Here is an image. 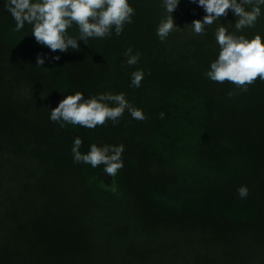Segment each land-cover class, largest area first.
Segmentation results:
<instances>
[{"label":"trees","instance_id":"obj_1","mask_svg":"<svg viewBox=\"0 0 264 264\" xmlns=\"http://www.w3.org/2000/svg\"><path fill=\"white\" fill-rule=\"evenodd\" d=\"M130 3L136 15L120 36L50 53L29 25L14 31L0 0V264H264V81L242 92L205 76L216 25L194 35L187 24L204 13L190 0L164 42L160 0ZM220 20L235 30L231 12ZM255 33L264 35V16L244 30ZM129 47L140 53L133 66ZM45 52L60 60L39 67ZM74 91L123 92L145 119L125 111L116 124L61 128L50 109ZM76 136L81 152L124 144L123 168L110 177L74 163Z\"/></svg>","mask_w":264,"mask_h":264},{"label":"clouds","instance_id":"obj_2","mask_svg":"<svg viewBox=\"0 0 264 264\" xmlns=\"http://www.w3.org/2000/svg\"><path fill=\"white\" fill-rule=\"evenodd\" d=\"M203 10L202 19H194L190 24L194 35L204 36L212 25L214 29L217 53L210 61L205 76L218 83L231 82L240 91L258 78L264 81V35L244 34L246 28L255 27L264 16V0H190ZM163 8L155 29L161 42L177 28L173 12L180 0H160ZM4 8L15 21L14 31L21 32L25 25L31 28V36L38 45L46 47L50 53H67L69 49L80 50L82 41L104 39L113 33L120 36L126 24L133 23L136 9L130 0H4ZM231 12L234 18V31L225 27L220 18ZM75 26L76 35H70L69 29ZM124 65L133 66L139 62L140 53H133L131 47L124 52ZM60 55L38 53L35 64L42 67L46 61H59ZM144 70L136 69L131 73L130 86L139 88L144 78ZM235 93L229 92L231 97ZM125 111L136 120L145 119L143 110L133 107L125 93L98 92L85 96L81 91L63 95L54 108L50 109L49 120L61 128L70 124L88 129L103 126L107 121L119 122ZM161 113L160 117L163 118ZM81 137L73 139L71 153L74 163H83L97 168L103 165V173L110 177L117 175L123 168L124 144L91 143L87 152H81ZM246 185L237 188L241 199L248 196Z\"/></svg>","mask_w":264,"mask_h":264}]
</instances>
